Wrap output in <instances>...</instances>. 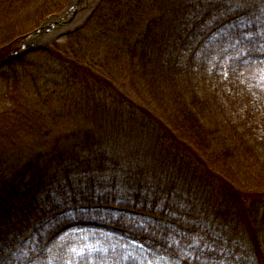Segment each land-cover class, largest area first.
Here are the masks:
<instances>
[{"label": "trees", "instance_id": "16d2710c", "mask_svg": "<svg viewBox=\"0 0 264 264\" xmlns=\"http://www.w3.org/2000/svg\"><path fill=\"white\" fill-rule=\"evenodd\" d=\"M68 2L0 0V141L55 134L0 169V264H264V0H101L17 49ZM90 222L159 253L76 228L46 247Z\"/></svg>", "mask_w": 264, "mask_h": 264}, {"label": "rangeland", "instance_id": "374dc122", "mask_svg": "<svg viewBox=\"0 0 264 264\" xmlns=\"http://www.w3.org/2000/svg\"><path fill=\"white\" fill-rule=\"evenodd\" d=\"M100 2V0H71L69 10L67 11V15L64 18L56 19L59 22L67 21L70 18H72L71 22L69 24L64 25H56L52 27H46L40 31L38 36L31 40L29 44H33L36 46H43L46 47L47 45H52L53 42L57 39V37L61 36L62 33L68 32V31H75L77 28L82 26L88 16L90 15L93 8ZM92 9V10H91ZM56 20H50L48 23ZM57 21V22H58ZM12 51V50H11ZM7 52V53H11ZM62 108L59 109V113L62 114ZM56 123H60L59 120H61L60 116L58 115L56 118ZM43 123L39 122L36 124H33L31 129H25L17 130L15 132V136H9L7 135L8 140L6 141L5 138L0 141V152L3 154L8 153L9 151L12 152L13 156L16 159H19L21 161H24L29 158L31 151L35 149L39 145L45 144V141L43 139ZM193 130L199 131L198 129L194 128ZM2 155L0 154V158ZM242 159H236L235 164H239L240 166L244 163L240 162ZM239 162V163H236ZM15 162L13 160H7L4 159L0 161V169H10L14 166ZM229 164H232V162H229ZM135 239H139V241L146 245L149 248H155L154 245L145 239L147 238H141L137 235H134ZM50 244V242H49Z\"/></svg>", "mask_w": 264, "mask_h": 264}]
</instances>
